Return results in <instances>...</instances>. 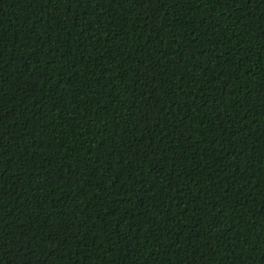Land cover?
I'll return each mask as SVG.
<instances>
[{"label":"trees","instance_id":"16d2710c","mask_svg":"<svg viewBox=\"0 0 264 264\" xmlns=\"http://www.w3.org/2000/svg\"><path fill=\"white\" fill-rule=\"evenodd\" d=\"M0 264H264V0H0Z\"/></svg>","mask_w":264,"mask_h":264}]
</instances>
